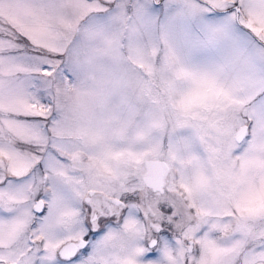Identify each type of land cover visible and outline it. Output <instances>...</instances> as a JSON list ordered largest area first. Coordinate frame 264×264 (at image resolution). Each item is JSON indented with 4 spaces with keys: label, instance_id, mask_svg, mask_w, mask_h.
Returning <instances> with one entry per match:
<instances>
[{
    "label": "snow or ice",
    "instance_id": "snow-or-ice-1",
    "mask_svg": "<svg viewBox=\"0 0 264 264\" xmlns=\"http://www.w3.org/2000/svg\"><path fill=\"white\" fill-rule=\"evenodd\" d=\"M0 264H264V0H0Z\"/></svg>",
    "mask_w": 264,
    "mask_h": 264
}]
</instances>
